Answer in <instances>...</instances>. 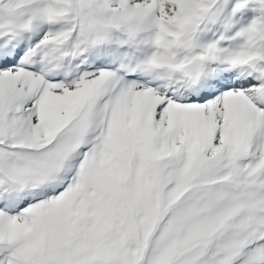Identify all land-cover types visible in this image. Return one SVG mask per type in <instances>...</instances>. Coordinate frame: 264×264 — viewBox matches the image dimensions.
<instances>
[{"label": "snow or ice", "instance_id": "1", "mask_svg": "<svg viewBox=\"0 0 264 264\" xmlns=\"http://www.w3.org/2000/svg\"><path fill=\"white\" fill-rule=\"evenodd\" d=\"M0 264H264V0H0Z\"/></svg>", "mask_w": 264, "mask_h": 264}]
</instances>
